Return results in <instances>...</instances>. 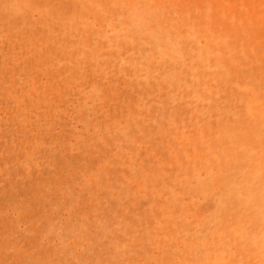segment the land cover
<instances>
[{"label": "rangeland", "instance_id": "374dc122", "mask_svg": "<svg viewBox=\"0 0 264 264\" xmlns=\"http://www.w3.org/2000/svg\"><path fill=\"white\" fill-rule=\"evenodd\" d=\"M0 264H264V0H0Z\"/></svg>", "mask_w": 264, "mask_h": 264}]
</instances>
